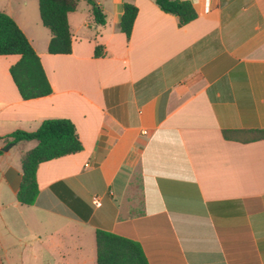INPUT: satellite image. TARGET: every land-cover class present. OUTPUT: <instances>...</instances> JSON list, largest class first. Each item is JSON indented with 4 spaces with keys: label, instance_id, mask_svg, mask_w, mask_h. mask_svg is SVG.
<instances>
[{
    "label": "crops",
    "instance_id": "1",
    "mask_svg": "<svg viewBox=\"0 0 264 264\" xmlns=\"http://www.w3.org/2000/svg\"><path fill=\"white\" fill-rule=\"evenodd\" d=\"M95 1L105 24L79 0L71 53L50 54L38 0H0L52 88L23 100L8 71L19 56L0 55V137L67 118L82 144L38 165L22 205L21 157L37 142L0 139V264H96V229L138 241L149 264H264V136L222 135L264 131V0H188L196 18L181 26L154 0Z\"/></svg>",
    "mask_w": 264,
    "mask_h": 264
},
{
    "label": "trees",
    "instance_id": "2",
    "mask_svg": "<svg viewBox=\"0 0 264 264\" xmlns=\"http://www.w3.org/2000/svg\"><path fill=\"white\" fill-rule=\"evenodd\" d=\"M79 0H38L39 16L43 26L51 32L47 46L50 54L71 53L72 35L68 24V13L76 10ZM90 5L92 21L103 25L106 16L95 0H86ZM165 13L178 18V25H184L194 18L196 12L188 0H154ZM137 14V7L124 3L119 27L129 39L132 25ZM0 55H18V60L8 68L20 97L23 100L43 97L52 92L40 58L30 41L8 14L0 11ZM104 55L103 48L97 44L94 56ZM222 135L226 139L249 141L264 136L259 129H225ZM4 143L17 144L35 140L36 145L21 157V182L16 192V199L22 205L35 203L38 189L36 169L41 162L64 155L79 152L82 144L74 124L67 118H47L33 131L14 130L0 137ZM1 154V150H0ZM96 264H149L141 244L133 239L114 232L96 229Z\"/></svg>",
    "mask_w": 264,
    "mask_h": 264
},
{
    "label": "rangeland",
    "instance_id": "3",
    "mask_svg": "<svg viewBox=\"0 0 264 264\" xmlns=\"http://www.w3.org/2000/svg\"><path fill=\"white\" fill-rule=\"evenodd\" d=\"M35 18V21L37 22V26H39V28H41V30H45L46 32H49L41 23H40V20H39V17L37 15V12L35 13V17H31V20L33 19L34 20ZM39 22V23H38ZM39 24V25H38Z\"/></svg>",
    "mask_w": 264,
    "mask_h": 264
},
{
    "label": "water",
    "instance_id": "4",
    "mask_svg": "<svg viewBox=\"0 0 264 264\" xmlns=\"http://www.w3.org/2000/svg\"><path fill=\"white\" fill-rule=\"evenodd\" d=\"M12 146V144H7L5 147L2 148L3 151L8 150L10 147Z\"/></svg>",
    "mask_w": 264,
    "mask_h": 264
},
{
    "label": "built area",
    "instance_id": "5",
    "mask_svg": "<svg viewBox=\"0 0 264 264\" xmlns=\"http://www.w3.org/2000/svg\"><path fill=\"white\" fill-rule=\"evenodd\" d=\"M87 165V164H86ZM96 200V199H95Z\"/></svg>",
    "mask_w": 264,
    "mask_h": 264
}]
</instances>
